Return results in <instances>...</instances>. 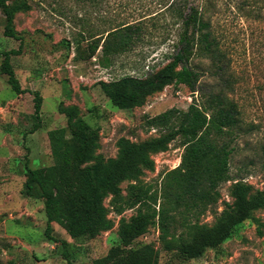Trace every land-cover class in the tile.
<instances>
[{"label": "rangeland", "instance_id": "1", "mask_svg": "<svg viewBox=\"0 0 264 264\" xmlns=\"http://www.w3.org/2000/svg\"><path fill=\"white\" fill-rule=\"evenodd\" d=\"M25 1L30 8L19 11L14 20L23 49L13 56L12 63L27 91L17 94L0 71V264H69L61 242L45 234L43 200L22 194L27 157L35 168L54 163L48 132L68 124L61 108L78 107L79 115L97 129L98 147L94 158L85 164L93 165L116 157L122 137L141 142L169 132L154 121L159 114L174 109L170 122L175 128L171 130L176 131L179 112L187 111L194 102H205L211 89L224 93L222 105H235L238 112L236 133L227 138L234 148L229 179L218 186V200L205 210L199 204L186 222L215 225L226 203H234L232 190L238 181L251 186L252 196L264 191V0H178L184 1L186 12L197 8L209 25L202 34L210 33V48L196 45L190 61L207 91L201 98L185 85L172 83L133 109L114 105L102 82L125 77L154 82L156 73L178 49L181 18L168 9L163 11L173 0ZM136 22H142L143 30L130 44L112 33L124 23ZM4 30L0 10V65L3 52L21 44V40L7 37ZM34 90L43 96L42 126L31 132ZM184 152L178 134L166 151L153 155L155 170L146 171L142 181L160 195L167 174L181 164ZM132 183H120L124 200L115 202L112 195L104 200L114 224L111 229L93 238L74 239L60 224L52 223L55 236L69 241L73 263L94 264L111 247L123 244L121 221L129 222L143 206L130 193ZM160 204L161 197L157 210ZM142 208L147 213L153 211L152 207ZM185 216L177 215V222ZM252 216L220 251L209 248L198 258H184L165 248L158 217L151 218L147 231L131 246H154L159 251L158 264H264V207L254 210ZM177 232L188 236V229L182 226L178 225Z\"/></svg>", "mask_w": 264, "mask_h": 264}, {"label": "trees", "instance_id": "2", "mask_svg": "<svg viewBox=\"0 0 264 264\" xmlns=\"http://www.w3.org/2000/svg\"><path fill=\"white\" fill-rule=\"evenodd\" d=\"M29 8L25 0H0L5 35L21 40L19 48L3 52L0 65L1 73L8 76V83L17 94L27 90L22 87L12 63L13 56L20 55L23 49V38L17 34L14 20L19 11ZM185 8L184 1L173 0L163 10L168 9L180 17L183 26L177 51L156 73L154 82L134 77L102 82L114 105L120 109L142 106L149 95L162 91L172 83L185 85L193 94L198 92L201 98L205 95L207 90L199 83L200 73L190 66V61L196 45L210 48V33L202 34L209 25L197 8L192 7L189 12ZM142 30V22L124 23L112 33H117L124 44H130L136 33ZM32 92L35 96V122L31 132H34L42 126L43 96L38 90ZM224 96V93L211 89L205 102H194L187 111L179 112L177 118L180 122L176 131L171 130L175 128L170 122L175 110L159 114L154 121L158 120L169 132L141 142L122 137L118 141L116 157L93 165L85 164L94 158L98 147L97 129L79 115L78 107L60 109L66 115L68 124L48 132L54 163L35 168L27 157L22 194L43 200L47 217L45 234L48 239L61 242L63 257L69 264H75L71 260L70 243L55 236L52 223L60 224L74 239L93 238L111 229L114 224L108 216L104 200L110 195L115 202L124 200L120 183L125 180L134 182L130 184V193L136 195L135 202L152 207L153 211L144 212L141 206L129 222L123 219L120 224L123 244L111 247L105 256L95 259L94 264H158L159 251L154 246H131L137 237L147 231L151 218L155 217H158L161 239L167 250H176L184 258L201 257L209 248L220 251L223 243L238 232L244 221L253 218V211L264 207V191L252 196L251 186L238 181L232 190L234 203H226L227 207L220 213L215 225L209 227L198 221L186 222L187 216L199 204H203L205 210L207 205L215 203L220 195L218 186L229 179V163L234 148L227 138L236 133L238 112L235 105H222ZM178 134H181V143L185 146L182 162L167 174L158 195V191L143 182L141 176L146 171L155 170L153 155L166 151ZM160 197L161 204L157 210ZM182 205L186 208L180 209ZM177 215L186 216L183 221L177 222ZM178 225L188 229V236L184 232L179 235Z\"/></svg>", "mask_w": 264, "mask_h": 264}]
</instances>
